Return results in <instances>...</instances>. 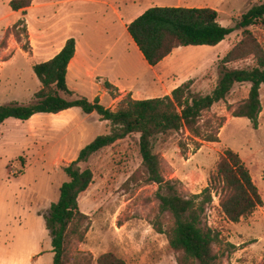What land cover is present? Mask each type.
<instances>
[{
  "label": "rangeland",
  "instance_id": "obj_1",
  "mask_svg": "<svg viewBox=\"0 0 264 264\" xmlns=\"http://www.w3.org/2000/svg\"><path fill=\"white\" fill-rule=\"evenodd\" d=\"M8 1L0 0V16L10 11ZM74 1L58 0L62 3L61 12L54 21L62 22L63 18L67 19L72 14ZM50 2L54 3L53 0H43L40 3L49 7ZM263 2L264 0H140L136 8L208 7L218 11L222 26L234 27L243 13ZM49 18L47 14L40 16V23ZM6 22L1 23L0 28ZM64 26L63 24V33L68 28L67 24ZM40 30H43L42 26ZM250 31L264 50V21L258 22ZM1 32L0 105L32 102L35 93L41 89L33 67L45 60L50 55V50L57 48L58 42L49 38L47 31L33 41V46L28 40V33L26 36V33L21 32L19 43L11 29L2 28ZM244 37L243 31L238 30L218 48H179L175 57L166 65H169L170 70H179L180 75L174 74L175 80L179 76L187 80L188 76V80L197 83L193 87L194 92L211 94L218 83L220 61L226 56V50ZM27 41L30 42V49L25 52L22 48ZM255 66L254 57H249L228 67L242 69ZM129 69L134 74H143V69L132 54L129 55ZM148 74L147 79L151 81V74ZM89 77L93 83L102 81L97 76ZM166 84L167 81H158L162 91ZM69 87L77 93L75 67H72ZM145 88L138 91L132 87L130 95L132 98H140L141 93L147 90ZM249 90L250 86L237 85L227 102L216 104L206 117L231 119L233 109L248 97ZM89 91L80 94L89 98ZM106 92L110 97L113 93L118 100L125 95L124 91L120 92L115 87ZM157 94L161 96V93ZM108 95L104 98V105L107 107L108 103H113ZM262 101L264 107V88ZM73 111L70 114H42L28 124L31 127L29 131L26 126L16 128L13 124L5 128L6 132H11L0 139V264L53 263L52 238L46 228L45 216L50 206L58 201L61 186L68 180L64 168L76 161L80 153L77 150V109ZM69 115L73 117L75 124L68 125L71 120ZM91 117L96 118L97 115L93 114ZM90 123L95 125L96 121L92 120ZM60 124L67 126L59 127ZM98 128L96 137L104 134ZM139 137L133 134L118 141L96 154L88 163L94 173V180L79 198L81 212L89 217L83 221L82 230L85 227L88 230L83 241L72 234L69 236L67 264H98L99 259L108 253L124 260L126 264H178L179 255L169 248L166 236L158 234L152 226L158 215V186L145 183ZM181 139L180 135L160 137L155 151L162 160L165 177L181 182L180 193L183 196L189 197L202 192L224 152L232 149L250 169L264 200V115L259 121L258 129H254L248 119L232 118L221 143H204L199 151H194V145L191 144L184 154L179 147ZM217 203L218 200L215 199L206 213L204 223L221 236L220 242L213 246L215 254L220 257V264H264V206L254 216L245 219L239 231H233ZM164 223L165 228L172 224L169 216L164 217ZM7 256L11 258L10 262L6 261Z\"/></svg>",
  "mask_w": 264,
  "mask_h": 264
},
{
  "label": "trees",
  "instance_id": "obj_2",
  "mask_svg": "<svg viewBox=\"0 0 264 264\" xmlns=\"http://www.w3.org/2000/svg\"><path fill=\"white\" fill-rule=\"evenodd\" d=\"M32 2L12 0L10 8L26 15ZM261 21H264V2L243 13L234 27L222 26L218 11L213 8L181 6L152 7L128 26L129 35L152 67L159 65L178 48L216 47L228 36L242 30L244 39L220 61L218 83L208 95L194 92L193 81H189L164 97L134 100L128 95L112 110L99 98L91 101L69 88V66L76 53L74 38L69 39L53 59L34 65L33 71L41 89L35 93L32 102L0 105V125L8 119L29 121L35 115H57L74 108H80L87 115L97 114L110 125L109 133L98 136L85 146L77 160L64 168L68 180L61 186L58 201L50 206L45 216L46 228L52 238V264H67V240L71 234L80 241L85 239L88 227L82 230V223L89 217L81 212L79 198L94 180V173L88 167L91 158L133 134L140 136L145 183L158 186L156 199L159 207L152 224L154 230L166 236L169 248L179 255L178 264H220V257L215 254L213 246L220 242L221 236L204 223V218L215 199L221 213L232 223L241 222L263 207V199L250 169L238 153L227 149L210 174L207 187L199 194L185 197L180 193L181 182L165 177L162 160L155 149L160 137L172 135L182 136L179 147L184 154L191 144L194 151H199L204 143L220 142L219 135L227 118L206 116L216 104L227 102L237 85L249 84L250 90L248 97L233 109L232 117L246 118L254 129H258L263 110L264 50L250 28ZM10 29L19 43L21 32L26 36L28 33L24 20ZM22 49L29 51L28 41ZM249 57H254L255 67H228ZM106 87L108 90L113 88L109 83ZM112 97L116 98L113 93ZM165 216L172 220L168 228H165ZM98 264L126 262L108 253L99 259Z\"/></svg>",
  "mask_w": 264,
  "mask_h": 264
},
{
  "label": "crops",
  "instance_id": "obj_3",
  "mask_svg": "<svg viewBox=\"0 0 264 264\" xmlns=\"http://www.w3.org/2000/svg\"><path fill=\"white\" fill-rule=\"evenodd\" d=\"M11 1L12 0L8 1L9 5ZM41 1L43 0H33L31 7L26 10V15H24L22 11L16 12L10 8V11H7L2 16H0V24L4 21H7L5 25L1 26L0 32L2 28L8 30L20 20H24L27 27L28 40L32 42L33 46V41L38 40L39 35L44 34L47 31L46 34H49V38L58 42L56 45L57 48H52L50 50V55L45 60L40 61L37 64L53 59L57 54L61 52L66 42L69 39L74 38L76 41V53L69 66L68 85L72 67H75L77 71L78 95L83 96L80 93H87L85 91L90 90L89 98H86L91 101L99 98L101 103L106 104L104 98L105 95H108L106 91H109L106 87V83H109L113 87L119 88L120 92H125V95L122 97V99L130 95L132 87L135 88V90L138 89V91H140L142 87H146L145 90H147L144 93H141L142 97L137 98L133 96V99L147 100L171 95L174 89L185 83H188L189 81H192L188 80V76L186 77L187 80L181 79V76H179V78H176L175 80L174 74L180 75L179 70L174 68L170 70L168 69L169 65H166L170 63L171 60L175 57V54L179 48L155 67L150 66L145 60L138 46L135 44L128 33V26L149 9L136 8L140 0H75L73 2L74 5L72 14L69 15L67 19L63 18L62 22L54 21V19L60 15V5L62 3L58 2V0H53L54 3L50 2L49 7H45V4L40 3ZM46 14L49 15L50 18L48 19V21H43L42 23H40V16H45ZM63 24L65 26L67 24L68 26V28L65 29V33H63ZM41 26L43 30H40ZM237 32L238 31H236L235 33ZM224 42L225 41H223L216 47H220ZM233 47H231L230 45V47L226 50V53L228 54ZM131 54L135 57V59L138 61L139 66L143 69V74H134L133 72H130L129 55ZM161 67H163V69L167 68L164 69L166 71L161 69ZM148 73L151 74V81L147 79V75H149ZM89 76H97L99 78H102V81L99 83H93L91 82ZM158 81H167L166 86L168 87L165 86L164 91H162L161 87L158 86ZM196 84L197 83L194 84L193 82L192 88L196 86ZM245 85L250 86L249 84ZM263 88L264 85L261 88V103L263 110L260 114L259 121H261V118L264 115V107L262 101ZM127 92L129 93L127 94ZM157 93H161V96H158ZM108 96L110 97V95ZM110 99L111 101H113V103H108V108L115 110L122 99L118 100L117 97H110ZM75 109H77V150L81 151L85 146H87L97 138L96 133L98 131V127V129H101L104 134H107L110 131V125L108 122L102 121L97 114L96 118L91 117V115L93 114L82 115V113L79 111L81 110L80 108H74L64 112H68L66 114H70L74 112L73 110ZM41 116L42 114L35 115L29 121H20L16 119L6 120L3 124L0 125V139H3L6 133L11 132L5 131V128H7L10 124H13L14 126H16V128L26 126L29 131L31 130V127L28 124H30L32 120L40 118ZM69 117L71 120H69L68 125L70 123L75 124V120H73V117L70 115ZM232 118L227 120L224 127L221 129L219 135L220 142L209 144L221 143V139L223 138L227 125L232 120ZM92 120L96 121L95 125H92V123H90V121ZM66 126V124H60L59 127ZM258 209H262V207H259ZM256 211L254 212V214H256ZM254 214L247 218L254 216ZM247 218H243L239 223H232L228 219L227 221L229 222V227L232 228L233 231H239L243 221ZM5 259H7L6 261L10 262L11 258L7 256Z\"/></svg>",
  "mask_w": 264,
  "mask_h": 264
}]
</instances>
